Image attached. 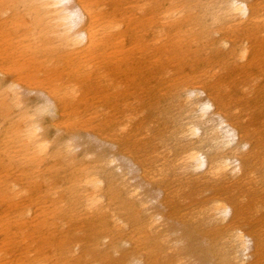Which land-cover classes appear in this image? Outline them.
I'll list each match as a JSON object with an SVG mask.
<instances>
[{"label":"bare ground","instance_id":"obj_1","mask_svg":"<svg viewBox=\"0 0 264 264\" xmlns=\"http://www.w3.org/2000/svg\"><path fill=\"white\" fill-rule=\"evenodd\" d=\"M0 41L52 73L34 111L40 82L0 79V264H264V0H0ZM182 60L198 70L164 78ZM128 63L158 74L154 101L89 105L105 157L76 162L68 105L122 96Z\"/></svg>","mask_w":264,"mask_h":264},{"label":"rangeland","instance_id":"obj_2","mask_svg":"<svg viewBox=\"0 0 264 264\" xmlns=\"http://www.w3.org/2000/svg\"><path fill=\"white\" fill-rule=\"evenodd\" d=\"M0 41V46H1ZM1 49V56H2V64L6 67H12L14 65L16 68H13V71H10L9 74L6 75H0V79L8 82L10 78L12 79H21L23 81L28 82H40L37 83L36 88L34 90H28L25 87H22L21 89V97L23 100V107H30V111H34L33 107L40 104V99H42V91L39 89L41 87V83L45 84L49 79L52 78V73L44 66L40 65H34V64H24V60H19L18 62L11 61L7 54L3 51V48ZM6 61L9 63H6ZM12 64V65H11ZM24 64V65H23ZM174 69L166 74L164 78L170 79L171 74H176L178 77L184 74H191L193 72H196L198 70V65L190 63L187 60L182 61H176L174 64ZM255 76V82L260 84L264 81V72H259L258 70H255L252 73ZM262 74V75H260ZM158 74H155L153 68H139L134 67L132 68V64L128 63L124 68L118 69L114 72H111V79L115 84L119 85V93H122V96L116 97L114 100H105L102 98L103 88H98L102 86L104 83H100L96 85V83H93L89 85L87 88H85L84 91H81L84 101L79 102L77 105L69 104L67 108V112L65 114L64 121L72 122L78 121L82 122L85 127H82V129H79L78 126L75 127L73 132L70 135V138L73 140V144L77 146V150L75 152V161L78 162L83 157L80 156L81 153H89L90 157H87L84 159V161H95L100 160V158L105 157L104 151L102 148L101 141L99 140L97 135H100L103 133L104 126H98V122H93L92 124L87 121V115L89 112H87V109H91L92 107L99 106L97 110L99 111H109L111 108H108V105L113 106L114 104H122L123 102L127 101V99L131 97H137L140 98L143 105L150 104L154 101L153 93H155L154 90L158 84L161 82L157 76ZM60 77V79L64 78V75H55L53 78ZM210 83H215L214 80H211ZM261 85V84H260ZM89 105H92L90 107ZM112 113V112H111ZM150 111L148 110L146 106V113L149 114ZM260 113L259 109L255 110V106H252L251 114L255 115ZM58 135H66V132L64 130L58 131ZM104 146V145H103ZM107 149H114V152L117 153V147L115 146L112 148L111 146H107ZM109 151V150H107ZM140 180L138 178L132 179L130 184H138ZM154 185H146L140 189L141 194L143 197L148 199H154L157 195V198L155 201H148V206L150 208V212H160V213H166L167 209L162 207L160 204L162 202L163 196L162 194L158 193L156 190H154ZM160 201V202H159ZM6 207L0 206V212L4 211ZM166 226L168 227V232L166 229V232L168 234L169 238H179L181 237V232H173L170 229V226H178L177 223L166 221ZM165 226V228H166ZM170 228V229H169ZM84 232H81L80 235H84ZM36 248H43V251H47L48 249L46 246L40 242L39 239H36L35 241ZM183 245V243L179 244V248ZM200 249V245H197ZM198 248L194 252V256L197 258L198 255ZM194 260V259H192ZM197 260V259H196ZM197 262H193V264H196Z\"/></svg>","mask_w":264,"mask_h":264}]
</instances>
